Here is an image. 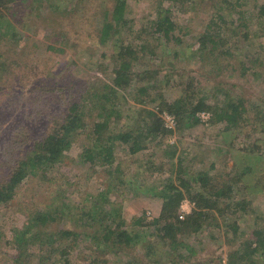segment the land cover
<instances>
[{
	"label": "rangeland",
	"instance_id": "rangeland-1",
	"mask_svg": "<svg viewBox=\"0 0 264 264\" xmlns=\"http://www.w3.org/2000/svg\"><path fill=\"white\" fill-rule=\"evenodd\" d=\"M28 2L15 7L14 21L18 22L20 33L31 40L28 44L24 43L22 49L25 56L31 55V61L26 63L23 56L18 55L0 68V140L15 135L17 131L23 132L22 129L28 130L31 141L38 139L46 131L47 123H51L50 116L58 115L61 118L66 113L70 98H78L85 88L97 81L96 78H104L99 72L105 60L101 57L102 50H111L109 46L100 47L98 41L92 39L97 32L93 30L92 25L95 23L91 18L74 21L66 18L62 21L59 16L54 19V15L44 12L45 5L38 7L37 3L31 0ZM154 2L128 1V18L133 22L134 30L152 18L150 14L155 11ZM196 2L195 6L187 8V13L180 12L175 18L179 26L178 35L191 33L185 38V46L179 48V56H175L173 50L157 49L158 54L155 52L147 61L138 64L136 70H156L159 80L163 82L159 81L158 88L154 87L147 94L140 95L139 90L132 92L121 121H126L125 116L135 115L132 113L134 108L144 100L147 102L142 106L157 112L160 119V115L169 113L167 110H159L161 101H148L150 98L156 99L158 93H161L159 99H165L168 103L179 98L190 100L205 97L210 106L215 103L224 105L229 99L239 97L248 107V114L242 119L244 121H240L235 130L226 133L224 123L212 124L210 120L205 124L199 120L197 125L186 126L184 122L181 127L175 117L176 126L174 129L166 128L172 132L166 138L148 140L147 149L136 155H130L124 146H117L113 165L105 167L92 166L81 159L83 145L89 143L86 134L81 133L83 135L74 140L68 159L54 166L53 183L39 179L26 180L17 189L14 202L0 204V264H12L16 254L13 233L21 230L27 221L25 205L31 204L34 208L43 209L56 201L60 202L58 196L71 209L76 210H72V216L84 213L89 205L85 200L95 197L99 203L105 202L107 210L115 207L118 210L115 211L126 223L125 230L132 236H138L132 244L123 246V249L120 246L107 248L102 240L105 228L109 225V221L105 220L101 227L95 228L101 231L98 235L100 239L91 240L94 235H89L87 239L82 237L73 244L64 241L65 245L70 244L74 248L72 264H86L90 260H96L97 264H264L262 252L252 256L251 260H243L241 253L233 259L229 258L232 250L241 248L242 253L246 251L244 243L254 238L253 232L257 227L264 226V192H261L264 186V143H260L264 141V129L259 125V117L264 115V66L257 67L251 63H255L254 53L264 61V36L256 39L254 33L255 28L259 29L261 25L255 19L258 2H242L244 17L254 22L249 47H243L245 41L242 35L237 38L242 42L240 50L236 51L232 47L236 40L229 38L232 37L229 30L241 23L238 14L232 18L230 26L228 23L224 25V30L228 26L229 29L222 33V37L228 39L230 43L226 42L232 48L233 55L240 60L236 64L223 63L228 68L227 74L220 72L218 63L214 61L201 64L198 55L193 53L199 45L196 40L216 17L214 9L209 8V0ZM38 14H42L45 19H37ZM180 30L182 33H179ZM52 32L54 36H50ZM57 33L66 38L57 37ZM188 44H191V48H186ZM49 47L54 49L48 50ZM20 60L28 67L13 68L12 63ZM243 67L249 68L248 72H243ZM141 83L143 87L147 84ZM129 107L132 112L128 110ZM113 117L116 118L115 115ZM118 125L120 129L123 124ZM30 144L28 141L25 148H31ZM232 148H256L257 152H253L259 157L254 161L253 175L245 179L243 184L237 185L236 199L247 201V214L220 216L211 211L207 223L199 232L190 233L189 228H186L182 235L184 242L194 251L191 255L193 258L188 260L190 255L186 251H182L186 257L182 261L176 255H168L169 247L158 237V227L152 224L161 213L162 194L168 191L171 184L181 188V180L185 179L189 180L192 194L202 193L208 197L209 184L202 189L199 179L196 182L197 174L201 172L207 174V179L212 178V183L218 184L219 188H225L239 171L234 164L235 157L231 155ZM5 160L0 158V179L12 166L10 161ZM103 191L105 198L100 196ZM193 208L194 204L186 198L180 207V218L185 220ZM72 216H69L71 221L67 217L63 220L66 227L73 226ZM139 219H144L143 226L136 224ZM238 220L241 226L238 233H235L231 226ZM58 239L61 240V237ZM43 253L35 247L28 264H39ZM51 260L61 264L56 255Z\"/></svg>",
	"mask_w": 264,
	"mask_h": 264
},
{
	"label": "trees",
	"instance_id": "trees-1",
	"mask_svg": "<svg viewBox=\"0 0 264 264\" xmlns=\"http://www.w3.org/2000/svg\"><path fill=\"white\" fill-rule=\"evenodd\" d=\"M128 1L31 0L32 3H37L38 7L45 5L44 12L47 11L46 13L49 15H54V19L59 16L62 21L66 18L70 21L91 18L95 23L92 25L93 30L95 29L97 32L92 39L95 42L98 41L100 47L109 46L111 50L109 52L102 50L101 57L106 60V63L103 59L104 64L100 66L99 72L104 78H96L97 81L85 88L78 98H70L66 113H63L61 118H58V115L50 116L51 123H47L46 131L38 139L31 141L28 130L21 128L23 132L17 131L15 135L12 134L11 137L0 140V158L1 160L6 158L5 161H10L12 164L6 175L4 174L0 179V204L8 205L14 202L17 189L26 180L39 179L43 182L53 183L55 181V178L52 177L54 166L68 159V152L74 145V140L83 135L81 133H85L89 141L83 145L81 152L83 158L81 159L91 163L92 166L102 167L113 165L117 146H124L130 155H136L147 149L148 140L166 138L172 133L166 129L157 112L142 106H145L147 100L139 103L133 112L129 107L128 110L135 115L125 116V122L121 120L125 108L129 106V96L132 92L139 90L140 95L147 94L154 87L158 88L159 81L163 82V80H159L156 70H136L138 64L147 61L157 49L173 50L174 55L179 56V48L185 46L187 41L185 38L191 33L184 32L182 35H178L179 26L176 24L175 18L180 12L187 13L189 11L187 8L190 5L195 6L198 0H155V11L150 14L152 18L140 25L137 30L133 29V22L128 18ZM244 1L209 0V8L214 9V16L217 19L213 18L208 29L196 40L199 43L198 52L195 50L193 53L198 55L201 64H205L206 61L208 63L214 61L218 63L220 72L227 74L228 68L223 63L236 64L240 61L237 56L233 55L232 48L228 44L230 42L222 37V33L228 32L230 24L233 23L232 18L238 14V21L241 23L237 26L231 25L234 29L229 30L232 36L229 38L236 40L232 47L236 51L240 50L242 42H239L237 38L241 35L245 41L243 47L250 46L249 40L251 31L254 29V22H249L244 17L245 13L241 11ZM254 1L258 2L255 19L261 23L259 29L255 28L254 30L256 39H258L264 36V0ZM22 3L29 2L28 0H0V68L18 55L23 56L26 63L31 61V55L28 57L26 54L25 56L22 51L23 44H28L31 40L28 36L20 33L18 22L14 21L16 20L15 7ZM201 3H204V0H201ZM36 18L45 19L42 14H38ZM228 20L230 21L228 22ZM226 23L229 26L224 30ZM182 31L180 30L179 33ZM54 35V32L50 34V36ZM56 36L63 37L64 35L57 33ZM64 37L66 38V36ZM191 44H188L186 48H191ZM85 47L87 46L85 45ZM52 49L54 48H48V50ZM253 58H255V63L251 61L253 66H264V61L260 60V56L254 53ZM26 63L24 64L20 60L13 62L12 65L13 68L19 69L28 67ZM248 70L247 67L242 69L243 72H248ZM141 82H147L146 86L143 87ZM160 95L161 93H158V96ZM158 96L156 99L150 98L148 101H161L159 110L169 111L177 118L181 127L184 122L187 123L186 126L199 124L197 114L209 112L212 115V124L224 123L226 125L225 132L230 133L240 125V121H244L242 119L246 118L245 115L248 114L247 104L239 97L234 100L229 99L224 105L215 103L210 106L206 103L205 97L190 100L179 98L173 103H168L165 99H159ZM136 101L138 102V100ZM133 122H135L134 126ZM119 123L123 124L120 129ZM259 125L264 129L263 114L259 117ZM28 136L29 138H27ZM28 141L31 143V148H25ZM260 143H264V141H260ZM253 151L257 152V149L234 150L232 148L231 155L235 157L234 164L239 171L230 181L232 183L225 188H219L218 184L212 183L213 179H207V174L202 172L197 174L196 182L199 179L198 182L202 189L208 187L209 184L208 197L202 193L192 194L189 180L185 179L181 180V188L171 184L167 188L168 191L162 192L161 213L152 224L158 227L156 230L158 237L169 247L168 255H176L182 261L186 259L182 251H186L190 255L188 260L193 258L191 255L194 254V251L184 242L182 235L185 234L186 228H189L190 233L199 232L207 223L208 214L210 215L211 211L220 216L247 214V201L236 199L237 185L243 184L245 179H249L255 171L254 161L259 157L255 156ZM261 192H264V186ZM104 193L105 191L101 192V198H105ZM58 198L60 202L56 201L57 204L56 202L52 203L43 209L34 208L35 206H30L31 204L25 205L27 221L21 230H16L13 233L16 254L12 258V264L30 263L35 247L40 252H45L41 255L39 264H58L51 260L54 255L60 258L61 264H72L71 255L74 248L70 244L69 246L65 245L64 241L73 244L82 237L87 239L89 235H94L91 240L100 239L101 237L98 235L101 231L95 230V228L101 227L105 220L109 221V225L105 228L102 240L103 245L107 248L112 246L111 249H114L120 246L123 249V246L132 244L138 238L137 235L132 236L125 230L126 223L115 211L117 210L115 207L107 210L105 202L99 203L97 198L91 197L90 200H85L89 203L88 209L80 215L72 216L71 214L76 210L71 209L69 204L59 196ZM186 198L191 200L194 208L192 213L182 220L180 207ZM69 216H72L74 222L72 227H66L67 224L62 223L66 217L68 221H71ZM143 221L144 219H139L136 224L143 226ZM240 226L238 220L231 228H234L235 233H238ZM60 237L61 240L58 239ZM253 237L251 241L244 243V250L247 252L243 250L245 253H242L241 248L232 250L229 258L233 259L240 253L243 260H251L252 256L260 252L264 255V226L257 227L253 232ZM88 238L90 239V237ZM86 264H97V261L90 260ZM176 264L178 263L176 262Z\"/></svg>",
	"mask_w": 264,
	"mask_h": 264
},
{
	"label": "built area",
	"instance_id": "built-area-1",
	"mask_svg": "<svg viewBox=\"0 0 264 264\" xmlns=\"http://www.w3.org/2000/svg\"><path fill=\"white\" fill-rule=\"evenodd\" d=\"M198 118L199 120H201L203 123H208L211 120V114L210 113H206V112H201L198 113ZM161 119L164 121V125L167 129H174L176 126V120H175V116H173L172 114L169 113H164L162 115H160Z\"/></svg>",
	"mask_w": 264,
	"mask_h": 264
}]
</instances>
